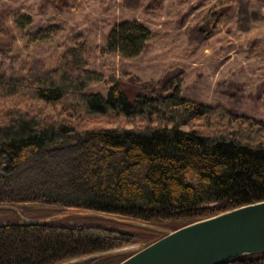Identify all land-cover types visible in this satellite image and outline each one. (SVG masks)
Returning <instances> with one entry per match:
<instances>
[{
  "label": "trees",
  "instance_id": "trees-1",
  "mask_svg": "<svg viewBox=\"0 0 264 264\" xmlns=\"http://www.w3.org/2000/svg\"><path fill=\"white\" fill-rule=\"evenodd\" d=\"M224 11L210 7L200 29L217 31ZM30 19L17 14L15 21L23 27ZM151 37L148 25L127 20L111 30L101 51L136 57ZM182 81L173 78L163 92L132 99L117 78L91 68L75 47L34 78L0 74V205L53 203L160 225L137 235L25 218L0 223V264H72L131 244L143 248L188 223L264 200V120L185 97ZM99 84L106 93L88 91ZM72 137L81 139L76 168L86 166L72 172L76 196L5 189L40 149ZM136 251L83 263L118 264ZM224 264H264V253Z\"/></svg>",
  "mask_w": 264,
  "mask_h": 264
},
{
  "label": "rangeland",
  "instance_id": "rangeland-1",
  "mask_svg": "<svg viewBox=\"0 0 264 264\" xmlns=\"http://www.w3.org/2000/svg\"><path fill=\"white\" fill-rule=\"evenodd\" d=\"M212 6L223 7L224 19L208 35L199 20ZM17 14L30 16V23L19 26ZM127 20L151 28L143 52L132 58L103 53L111 30ZM74 47L91 68L117 78L132 99L157 95L168 80L179 77L185 97L264 120V0H0V74L34 78L57 66L63 53ZM106 90L104 84L88 88ZM80 141L72 137L43 147L5 189L38 197L76 196L72 172L86 169L76 168ZM9 206L0 208V223L28 218L106 226L137 235L160 229L159 223L60 204L26 201ZM139 249L137 245L118 252Z\"/></svg>",
  "mask_w": 264,
  "mask_h": 264
},
{
  "label": "water",
  "instance_id": "water-1",
  "mask_svg": "<svg viewBox=\"0 0 264 264\" xmlns=\"http://www.w3.org/2000/svg\"><path fill=\"white\" fill-rule=\"evenodd\" d=\"M25 221L39 222L28 218ZM137 245L79 257L70 262ZM260 253H264V200L183 225L118 264H224L245 255Z\"/></svg>",
  "mask_w": 264,
  "mask_h": 264
}]
</instances>
